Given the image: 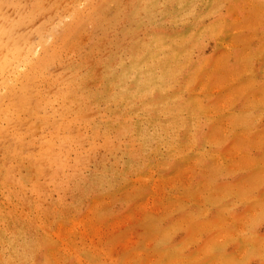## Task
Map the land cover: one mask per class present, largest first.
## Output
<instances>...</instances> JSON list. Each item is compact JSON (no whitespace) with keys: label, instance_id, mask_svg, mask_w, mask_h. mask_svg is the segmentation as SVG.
<instances>
[{"label":"rangeland","instance_id":"rangeland-1","mask_svg":"<svg viewBox=\"0 0 264 264\" xmlns=\"http://www.w3.org/2000/svg\"><path fill=\"white\" fill-rule=\"evenodd\" d=\"M0 2V264H264V0Z\"/></svg>","mask_w":264,"mask_h":264},{"label":"bare ground","instance_id":"bare-ground-1","mask_svg":"<svg viewBox=\"0 0 264 264\" xmlns=\"http://www.w3.org/2000/svg\"><path fill=\"white\" fill-rule=\"evenodd\" d=\"M3 2H0V7L1 6H3ZM5 34V30L4 29H1L0 28V38H2L3 36H5L4 35ZM26 53H27V55H31L32 54V52H31V50H29V49H27L26 48V51H25ZM25 52H23V53H25ZM14 54V53H13ZM13 54H11V55H13ZM34 54H36V53H34ZM21 55H22V52H21ZM24 56V55H23ZM34 56V55H33ZM25 57H26V55H25ZM27 58V57H26ZM19 60V59H18ZM27 60V59H26ZM26 64H27V61H26ZM25 68V67H24Z\"/></svg>","mask_w":264,"mask_h":264}]
</instances>
